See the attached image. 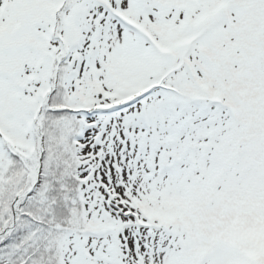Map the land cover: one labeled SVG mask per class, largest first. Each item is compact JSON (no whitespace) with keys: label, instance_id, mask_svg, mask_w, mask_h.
<instances>
[{"label":"snow or ice","instance_id":"obj_1","mask_svg":"<svg viewBox=\"0 0 264 264\" xmlns=\"http://www.w3.org/2000/svg\"><path fill=\"white\" fill-rule=\"evenodd\" d=\"M0 264H264V0H0Z\"/></svg>","mask_w":264,"mask_h":264}]
</instances>
